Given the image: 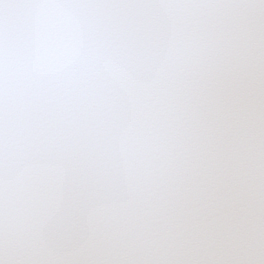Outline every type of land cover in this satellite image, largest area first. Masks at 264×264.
Listing matches in <instances>:
<instances>
[{"label":"snow or ice","instance_id":"1","mask_svg":"<svg viewBox=\"0 0 264 264\" xmlns=\"http://www.w3.org/2000/svg\"><path fill=\"white\" fill-rule=\"evenodd\" d=\"M0 264H264V0H0Z\"/></svg>","mask_w":264,"mask_h":264}]
</instances>
